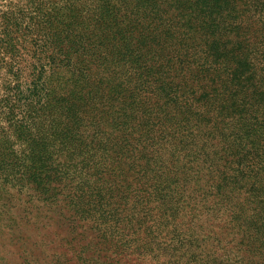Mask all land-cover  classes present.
I'll list each match as a JSON object with an SVG mask.
<instances>
[{"label":"trees","instance_id":"16d2710c","mask_svg":"<svg viewBox=\"0 0 264 264\" xmlns=\"http://www.w3.org/2000/svg\"><path fill=\"white\" fill-rule=\"evenodd\" d=\"M0 76V235L62 197L55 264H264V0L9 4Z\"/></svg>","mask_w":264,"mask_h":264},{"label":"rangeland","instance_id":"374dc122","mask_svg":"<svg viewBox=\"0 0 264 264\" xmlns=\"http://www.w3.org/2000/svg\"><path fill=\"white\" fill-rule=\"evenodd\" d=\"M74 1L0 0V10L6 9L9 4L29 9L33 7H39L41 10L52 7L59 9ZM22 76V81H24L25 73ZM0 81H2L1 76ZM6 189L9 193H14L7 186ZM17 198L21 201H18ZM61 198L59 197L53 203H47L30 199L29 196L21 194L10 200L11 204L16 207L20 205L17 214L19 213V217L23 220H17L18 229L21 231L18 235L8 231H4L0 235V264H27L28 262L30 264H55L57 257H62L60 254L67 250L65 243L77 233L84 231L87 223L81 225L75 219V223L78 224L76 226L79 227L73 232L70 220L64 219L62 218L64 216L60 215L64 206ZM72 217V219L75 218V216Z\"/></svg>","mask_w":264,"mask_h":264}]
</instances>
